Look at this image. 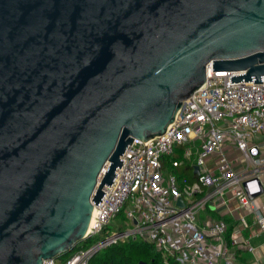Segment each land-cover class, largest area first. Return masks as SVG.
<instances>
[{
	"label": "water",
	"instance_id": "95a60500",
	"mask_svg": "<svg viewBox=\"0 0 264 264\" xmlns=\"http://www.w3.org/2000/svg\"><path fill=\"white\" fill-rule=\"evenodd\" d=\"M208 65L261 81L264 0H0V264L87 240L125 147L163 134Z\"/></svg>",
	"mask_w": 264,
	"mask_h": 264
},
{
	"label": "built area",
	"instance_id": "2783aa9c",
	"mask_svg": "<svg viewBox=\"0 0 264 264\" xmlns=\"http://www.w3.org/2000/svg\"><path fill=\"white\" fill-rule=\"evenodd\" d=\"M238 74L208 65L204 84L163 134L132 139L111 185L102 188L106 194L93 204L86 234L104 232L103 238L63 264H88L99 250L128 240L151 244L163 264H236L232 245L252 250L237 235L253 226L264 235V75L259 83H230ZM165 164L191 168L193 180L165 177ZM259 186L262 192L249 198ZM119 214L127 228L108 233ZM225 216L236 224L229 241Z\"/></svg>",
	"mask_w": 264,
	"mask_h": 264
},
{
	"label": "trees",
	"instance_id": "16d2710c",
	"mask_svg": "<svg viewBox=\"0 0 264 264\" xmlns=\"http://www.w3.org/2000/svg\"><path fill=\"white\" fill-rule=\"evenodd\" d=\"M90 238L91 237H89L88 239ZM63 256L67 259L70 256V254L67 253ZM88 264H163V263L160 255L157 252H155L151 244L142 242L140 240H128L126 242H120L111 245L109 247H106L105 249L99 250L98 252H96L94 255L91 256V258L88 261Z\"/></svg>",
	"mask_w": 264,
	"mask_h": 264
},
{
	"label": "crops",
	"instance_id": "0c3cea01",
	"mask_svg": "<svg viewBox=\"0 0 264 264\" xmlns=\"http://www.w3.org/2000/svg\"><path fill=\"white\" fill-rule=\"evenodd\" d=\"M224 219L229 224L226 233V239L229 241L236 224L229 216H225ZM237 236L240 238L239 240L247 241L250 247H252V241H255L257 245L255 244L252 250L246 249V245L239 242L236 245H232L231 247L236 254V264H264V235L259 234L255 226H253L250 230L240 231Z\"/></svg>",
	"mask_w": 264,
	"mask_h": 264
},
{
	"label": "rangeland",
	"instance_id": "374dc122",
	"mask_svg": "<svg viewBox=\"0 0 264 264\" xmlns=\"http://www.w3.org/2000/svg\"><path fill=\"white\" fill-rule=\"evenodd\" d=\"M193 159H194V156H193ZM163 174H164L165 177H168V175H174L177 178V182L180 179H182V178H186L189 182L193 180V170L191 168H188L187 170H185L184 167H180V168L177 169V168H171L168 164H166L163 167ZM122 218H123L122 214L117 215V217L106 227L105 230H107L108 233H113L116 230L126 229L127 226H126V224H124ZM103 233L104 232L96 234L95 236L91 237L88 240L80 241L75 246L74 250L86 249L88 247H92L96 241H98L101 238H103V236H104ZM251 244H252V248H253V246L256 243H255V241H252ZM74 250L68 252V254L71 255ZM259 251H261L263 253L262 250L259 249ZM65 260H66V258L64 256H59V257L54 259V263L55 264H63Z\"/></svg>",
	"mask_w": 264,
	"mask_h": 264
},
{
	"label": "bare ground",
	"instance_id": "6f19581e",
	"mask_svg": "<svg viewBox=\"0 0 264 264\" xmlns=\"http://www.w3.org/2000/svg\"><path fill=\"white\" fill-rule=\"evenodd\" d=\"M89 226H90V224H89ZM89 228V227H88ZM88 231V230H87Z\"/></svg>",
	"mask_w": 264,
	"mask_h": 264
}]
</instances>
